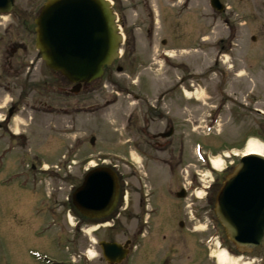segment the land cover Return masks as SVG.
Listing matches in <instances>:
<instances>
[{
    "label": "rangeland",
    "instance_id": "obj_1",
    "mask_svg": "<svg viewBox=\"0 0 264 264\" xmlns=\"http://www.w3.org/2000/svg\"><path fill=\"white\" fill-rule=\"evenodd\" d=\"M44 1L15 0L11 12L0 17V40L6 38L4 28L9 26L14 48L20 47L14 54L12 68L0 65V264H39L32 262L29 249H36L62 264L76 262L70 243L74 232L68 221L61 227L57 225L54 232L48 210L39 216L37 212L35 215L37 208L32 210L34 202L23 187L27 185V171L32 168L35 172H31V176H35L40 189L38 197L45 194L42 199L56 211L60 210L63 217L73 216L69 210L72 175L76 174L80 183L91 164H107L124 173V195H127L129 208L138 209L139 189H145L146 193L154 190L147 209L146 203L139 208L154 218L156 212H150L151 206L161 207L158 198L165 195L164 168H186L192 182L194 170L204 174L201 176L204 184L214 177L209 174L208 170L212 169L205 160L194 154L193 145L197 139L206 138L209 143L222 140L236 130L235 126L225 124L224 114L210 131L205 130L204 125L215 112L211 104L219 100L215 91H223L228 101L236 96L234 104L225 102L222 112L226 108L228 113L232 109L247 110L248 118L237 119L236 125L244 128L239 132L248 129L258 133L250 137L264 146V0H220L227 6L224 13L214 11L209 0H148L158 20L151 24L150 36L145 29L150 26V20L143 18L141 0H111L119 16L125 18L123 28L127 40L121 45L122 58L99 80L75 94L70 92V84L45 66L34 47L32 20ZM174 23H179L178 28ZM137 25H140L138 30ZM172 33L179 37L173 38ZM138 35L143 38L138 39ZM160 50L169 52L172 58H155ZM117 66L122 68L121 72L116 71ZM176 85L196 88L199 101H183ZM167 88V95L159 99L158 93ZM201 101L205 102L203 108L198 103ZM148 104L158 107L149 108ZM9 108H12L10 118ZM249 108L254 111L251 113ZM159 111L172 122L173 143L167 150L155 152L138 140H149V132L167 130V124L161 123ZM184 136L185 147L181 153L178 144ZM135 141L140 149H147V156L139 154ZM244 148L245 144L238 149L231 148L237 157L227 158L226 162L236 165ZM213 157L218 156L213 154ZM133 168H149L152 180L148 179L145 186L140 185ZM66 170L71 173H65ZM197 195L204 197L205 192ZM52 198H57L56 203ZM197 200L189 193L185 201L193 212L211 215L203 199L202 207L191 204L200 203ZM166 209L169 211V206ZM13 211L19 219L13 216ZM37 230L42 231L41 234L33 235ZM153 233H149L152 240ZM114 237L118 242L123 241L119 234ZM92 244L97 253L91 256L89 264H105L99 247ZM261 248L237 263L264 264ZM159 258L158 252L157 260ZM79 262L82 263L80 259L76 263Z\"/></svg>",
    "mask_w": 264,
    "mask_h": 264
},
{
    "label": "water",
    "instance_id": "obj_2",
    "mask_svg": "<svg viewBox=\"0 0 264 264\" xmlns=\"http://www.w3.org/2000/svg\"><path fill=\"white\" fill-rule=\"evenodd\" d=\"M14 0H0V13H9ZM221 11L218 0H210ZM115 15L106 0H46L35 24V47L45 65L59 72L77 92L81 83L99 78L103 67L118 58L121 37ZM120 70V68H118ZM118 180L110 168L86 173L73 195L87 217H104L118 196ZM215 214L227 238L238 248L251 250L264 235V158L243 156L217 197ZM109 262L120 261L124 251L114 243H101Z\"/></svg>",
    "mask_w": 264,
    "mask_h": 264
},
{
    "label": "flooded vegetation",
    "instance_id": "obj_3",
    "mask_svg": "<svg viewBox=\"0 0 264 264\" xmlns=\"http://www.w3.org/2000/svg\"><path fill=\"white\" fill-rule=\"evenodd\" d=\"M139 4L142 5V10L145 12L143 18H148L150 20V27L147 31L148 36H150L152 32L151 24L153 23L152 9L150 8L148 0H141ZM119 22H121V19H119ZM122 24H124V18H122ZM6 27L7 26H5L4 28L6 38L0 40V65H9L8 68H12L14 60V46L12 37L10 35V28ZM176 27L178 28V26ZM214 95L219 100H216L214 104H211V107H214L215 113L220 114V116L224 114L225 116L223 117V119L225 124L235 126L236 130L231 136H224L222 140L215 139L213 143H209L206 138L197 139L195 142L200 143L204 147V149H208L212 154L222 153V150L224 149L231 152V148H241L248 134L252 132L248 129H245L244 132H239L240 129L244 128H239V126L236 125V122L238 121L237 119H244L243 116H245V118H248L249 113L247 112V110L240 109H232L231 112L228 113L227 108L225 112H222L223 108L225 107V102L227 101L225 100V94H223V91H215ZM230 103L234 104L235 101L232 100ZM249 109L251 110V113L254 111L252 108ZM186 119L188 122L190 121L189 118ZM162 132H164V130ZM162 132L157 130L154 131L152 134H150L151 137L149 140L144 142L141 141V143H144L149 147V149H152L155 152H158L162 149L167 150V147L173 143L171 142V138L173 135L167 138L161 136ZM184 139H186L185 136L180 140V143L178 144V149L180 148L181 153H183L185 147ZM169 141L170 143H168ZM146 150H143L145 155L147 154V152H145ZM171 150H173V148ZM232 164L233 163H231V166ZM231 166L225 165L226 169L223 170V172H221L219 175H217V184H219L222 178L231 171ZM164 169L166 171V189L169 186H174L176 189L174 190V197L172 196L168 199V197L163 196L164 200H161L157 197L158 200L164 203L158 209H155L154 205H152L153 209H151V213L153 210L154 212H156L154 218H150V214L146 216L145 213L139 210L141 204H143L142 198H140V200L137 202L138 209L133 210L129 208L127 198L126 196L124 197L123 188L121 189L119 205L116 209L117 211L108 216L105 220L85 219L80 217L79 215H76V213L74 212V217L72 218L73 226L70 227L72 229L71 231H73L74 233L70 235V243L71 247L73 248V252L78 260L80 259V261H82V263L84 264L85 262L83 260V255L86 250L88 248H91L92 250L96 249L95 247H93L91 240L97 246L99 241L118 242V240L115 239L114 235L117 234L118 236L119 234L123 241H119L118 243L127 248V254L119 264H139L140 261H149V264H156V261H158L157 264H206V262L207 264H216L213 259V261H206V259L208 260V258H210L209 250L211 249V245L215 244L217 237H221L222 233V229L217 224L215 216L212 214L204 215L203 213H197V219L193 220V218L188 215L187 208L189 204L185 201L188 195V193L185 191V180L189 177L187 171L184 168ZM179 172H182V174L179 175ZM183 172H186V176ZM28 174L32 173L28 171ZM76 176V174L72 175V181H74L71 186L72 188H75L77 185ZM31 177L32 180L29 181L30 185L32 184L34 186L35 184H38L36 183L37 181L35 180V176ZM140 177L145 182L146 180L151 179L152 174L147 171V173L144 172L143 175H140ZM123 182L124 180L122 181V183ZM33 186V189L31 188V186L28 188L30 194V196L28 197H31V201L34 202V204L32 205V210L33 208H37L35 210V215L36 212L38 213L37 216L44 214L48 210V216L51 219L53 218L50 226H52V229L54 230V232H56L55 227L57 225H60L61 227V224L63 222H67L66 217H63V213L60 210L56 211L52 208L53 206L51 207L49 204H47V201L42 199L44 198L43 195L45 194H43L42 196L40 194V197H38V190L40 191V189L36 185L35 187ZM195 187H197V185H195ZM34 191H36V193ZM168 192L169 194L173 193V191L171 192V190H169ZM49 198H51L50 195ZM55 199L57 198H52L53 203H56ZM210 202L212 203L211 196L205 198L204 206L209 208L211 204ZM168 206L169 211H167L166 209V207ZM159 209L162 212L161 214L157 212V210ZM165 209L166 211L163 212ZM15 214L16 213L13 211V216H15ZM16 218L19 219L18 217ZM203 221L215 223L218 226V233L212 235L214 233H212L210 230H207V228L205 230L197 231L196 222L198 224L205 223ZM174 225L176 227L175 230H173ZM47 228L50 229V227ZM84 230H90V236L86 238L84 237L83 239L81 238V236L84 235ZM153 231L154 233L152 237L154 238V240H152L149 236V233ZM155 231L158 233V235H155ZM41 232L42 231L37 230L33 235H39L41 234ZM99 235L101 236L98 237ZM58 237L60 238V235H58ZM58 237L57 239H59ZM208 238H210V242L208 245H206L205 243ZM262 246L264 247V239ZM160 247L162 249L158 251V248ZM163 247L165 248L163 249ZM227 250L229 253H237L236 250ZM158 252L160 257L159 260H157ZM29 253L36 254L38 258L42 257V252L36 249H29L28 255ZM30 257L33 259L32 262L34 261L40 264V262L37 261L34 257ZM77 259L76 262L78 261ZM202 259L203 261H201ZM103 261L105 262V264H108L104 259ZM76 262L74 264H82L81 262Z\"/></svg>",
    "mask_w": 264,
    "mask_h": 264
},
{
    "label": "bare ground",
    "instance_id": "obj_4",
    "mask_svg": "<svg viewBox=\"0 0 264 264\" xmlns=\"http://www.w3.org/2000/svg\"><path fill=\"white\" fill-rule=\"evenodd\" d=\"M253 154H258L264 157V146L261 143H259L257 140H255L254 138H249L246 143L245 149L241 153V156L253 155ZM211 164H212V167L216 170L222 169L221 168L222 162L219 157L214 158ZM90 253L92 254L93 252H90ZM216 260L218 264H226L228 262V258L223 250H221L219 253L216 254Z\"/></svg>",
    "mask_w": 264,
    "mask_h": 264
}]
</instances>
